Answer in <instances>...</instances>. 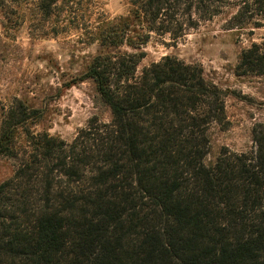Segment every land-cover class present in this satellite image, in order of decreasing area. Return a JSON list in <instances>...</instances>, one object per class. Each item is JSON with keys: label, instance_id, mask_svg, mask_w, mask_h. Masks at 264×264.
<instances>
[{"label": "trees", "instance_id": "trees-1", "mask_svg": "<svg viewBox=\"0 0 264 264\" xmlns=\"http://www.w3.org/2000/svg\"><path fill=\"white\" fill-rule=\"evenodd\" d=\"M130 1L152 30L218 0ZM249 11L264 19V0H242L233 18ZM126 33L103 31L110 49L84 74L110 121L90 119L71 142L26 131L28 150L0 183V264H264V130L249 151L206 164L224 91L172 55L138 73L145 52L120 50ZM237 67L263 73L264 49L253 43ZM2 114L0 155L16 157L19 129L41 114L21 102Z\"/></svg>", "mask_w": 264, "mask_h": 264}, {"label": "rangeland", "instance_id": "rangeland-1", "mask_svg": "<svg viewBox=\"0 0 264 264\" xmlns=\"http://www.w3.org/2000/svg\"><path fill=\"white\" fill-rule=\"evenodd\" d=\"M241 1L218 0L182 16V24L166 20L150 30L130 0H58L51 6L48 0H0V124L10 104L21 102L41 114L19 129L18 155H0V183L14 174L28 150L26 131L71 142L90 119L110 121L95 83L84 76L93 57L110 49L100 44L103 31L127 32L120 50L140 46L145 56L138 73L172 55L201 66L205 78L224 91L226 121L209 129L206 164L222 150L249 151L253 129L264 130V72L237 66L253 43L264 49V19L252 17V11L233 18Z\"/></svg>", "mask_w": 264, "mask_h": 264}]
</instances>
